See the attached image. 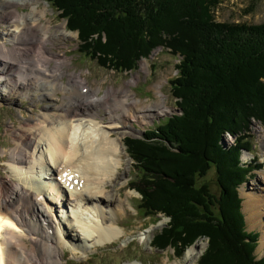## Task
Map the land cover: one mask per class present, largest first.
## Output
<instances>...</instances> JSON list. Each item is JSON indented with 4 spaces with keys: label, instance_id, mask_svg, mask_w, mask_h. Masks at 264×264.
Returning <instances> with one entry per match:
<instances>
[{
    "label": "trees",
    "instance_id": "obj_1",
    "mask_svg": "<svg viewBox=\"0 0 264 264\" xmlns=\"http://www.w3.org/2000/svg\"><path fill=\"white\" fill-rule=\"evenodd\" d=\"M47 1L102 67L130 71L160 48L181 60L171 81L181 114L125 140L141 209L170 219L154 247L183 256L208 238L199 264H264L238 192L255 172L242 161L251 122L264 123V23L217 22L221 0ZM226 133L236 137L229 148L219 144ZM212 170L214 185L205 181Z\"/></svg>",
    "mask_w": 264,
    "mask_h": 264
},
{
    "label": "bare ground",
    "instance_id": "obj_2",
    "mask_svg": "<svg viewBox=\"0 0 264 264\" xmlns=\"http://www.w3.org/2000/svg\"><path fill=\"white\" fill-rule=\"evenodd\" d=\"M39 1L0 0V20L11 27H7L10 33L5 35L9 38L0 44V81L4 90L10 97L21 99L28 93L30 98L33 93L40 94L54 104L46 105L36 118H26L18 128L12 127L15 147L9 151L11 159L5 162L7 178L0 182V264H59L67 246L75 255L85 256L93 248L119 239L124 229L109 219L118 214L109 209L117 200L115 187L123 181L119 169L125 153L124 139L138 134L135 123L145 125L169 110L162 103L133 98L129 85L139 81L138 73L127 88L111 87L102 98L74 78L64 84L63 68L68 60L50 52L47 45L56 47L62 37L66 41V26L52 27L47 16L49 5L39 9ZM16 7L26 8L28 13L21 16L15 12ZM142 69L147 71L148 65L143 63ZM159 86L160 83L155 89ZM59 93L63 94L62 106L53 100L60 98ZM97 108L108 111L106 119ZM67 168L77 174L79 185L71 191L61 187L60 198L59 192H53L45 199L51 184L46 177L50 172L54 176L62 174ZM255 199L260 201L252 198L246 202L249 220L261 209ZM123 202L118 199L121 210ZM66 210L70 213L67 222L62 220ZM148 236L146 243L151 242ZM261 245L264 248V242ZM204 247L199 241L187 250L186 264H195Z\"/></svg>",
    "mask_w": 264,
    "mask_h": 264
},
{
    "label": "rangeland",
    "instance_id": "obj_3",
    "mask_svg": "<svg viewBox=\"0 0 264 264\" xmlns=\"http://www.w3.org/2000/svg\"><path fill=\"white\" fill-rule=\"evenodd\" d=\"M37 6L39 9L48 8L46 0L39 1ZM15 10L14 11L21 16L24 13H28V10L25 8L16 7ZM51 10L53 9H49L47 16L52 22V27L65 25V30L68 33L66 34L68 36L67 40L63 41L64 37H62V40H60L59 44H56V47H53L51 44L47 45L50 52L58 56H65L64 58L68 60L69 64L66 62L63 68L66 72L63 78L64 84L74 78L79 83L85 84L90 87V89H93L94 92L98 93L100 98H102L111 87L115 90L127 88V83L131 82L133 77L138 73L140 76L139 81L129 85V93L133 98L142 100L144 103H162L161 105L169 109L167 114L157 115L152 121L145 125H137V123H135L134 126L135 128L137 127L138 134L127 136L125 139H142L146 131L157 126L159 122L181 114L170 84V81L178 76V57L173 56L168 50L160 48L154 51L152 56L148 59L139 60L136 68L130 71H117L102 67L97 61L80 53L81 42L78 33L71 32L67 27V22L59 16V13L54 10L51 12ZM2 11L3 10L0 9V13ZM214 17L216 21L220 23L260 25L264 23V0H221V4L214 11ZM43 22L46 23L45 21ZM9 25L10 23L4 24L0 20V44L4 38H9V36L5 37V35L10 33L8 28L11 29V27H8ZM55 31L56 29L52 30V34H54ZM59 34L62 35V31H59ZM8 46L11 47V44ZM143 63L148 65L147 71L142 69ZM51 65L54 67L55 63H51ZM159 83L160 86L155 89ZM82 84L80 86H82ZM59 94L61 97L63 96L62 93ZM30 96L31 95L28 93L23 99L18 96L10 97L8 92L4 90L0 81V182H4L7 178V172L4 170V168H6L5 162L11 159L9 151L15 147L13 135H11L13 134V128H18L21 123H25L24 120L26 118L28 120H31L32 116L36 118L35 116L41 114L46 105H54L52 104L53 102L49 103L45 99H42L40 94L34 96L33 93V98H30ZM53 100L57 106H62L64 104L62 100ZM66 102L67 100L65 103ZM152 109H155V107ZM97 111L103 119L107 118L108 111L104 108H97ZM114 138H117V136ZM125 139L123 164L119 169L122 173L121 177L123 181L121 180V182L123 185L121 184L115 187L114 194L117 200H114V205L109 209V212L113 210L118 211L117 216L111 215L109 219L116 221V223L118 222L122 229H124V234L113 243L93 248V252L85 256H81V254H79V256L75 255L72 247L70 248V246H67L64 248V254L59 264H186L187 250L200 241L205 247L195 262V264H199L200 258L208 248V238L198 240L193 246L186 250L183 256H179V253L171 248L162 250L154 247L153 242L155 235L161 232L170 220L163 217H160L159 220L157 218L147 219L145 215L143 216L138 213V210H140L141 198L138 193L133 190V187L138 185L139 173L137 172L134 161L127 154ZM231 139L230 134L226 133L219 144H222L225 148L234 146V142ZM247 141L250 142L253 147L251 148V153L244 152L242 160L245 164H252L255 172L252 173L246 182L239 186L238 192L242 200L241 211L245 217L246 231L247 233L256 234L259 237L257 239L258 245L254 252L256 260L259 261L264 258V248H262L261 245V242H264V238L260 239L264 236V123L255 120L251 122ZM258 166H261V168H257ZM205 181H209L212 185L216 184L215 170H212L208 174ZM119 198L124 200V209L122 210L118 204ZM246 198L250 200H252V198H258L260 200L259 202L256 199L254 200L256 204L257 202L259 203L261 209L260 212L252 218L253 221L252 219L249 220L250 214L247 212ZM247 222L249 226H247ZM146 233H150V235L148 234L151 240L150 243L145 242L148 235L141 240L142 235Z\"/></svg>",
    "mask_w": 264,
    "mask_h": 264
}]
</instances>
